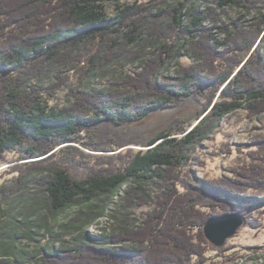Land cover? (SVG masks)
Returning <instances> with one entry per match:
<instances>
[{"label":"trees","instance_id":"obj_1","mask_svg":"<svg viewBox=\"0 0 264 264\" xmlns=\"http://www.w3.org/2000/svg\"><path fill=\"white\" fill-rule=\"evenodd\" d=\"M106 1L0 0V169L12 161L43 158L0 170V264L230 262L238 254L213 248L204 226L214 215L250 217L264 206V137L245 152V164L230 168L231 176L203 180L188 165L195 147L225 116L264 113V0L220 1V8L254 12L248 27L240 22L218 26L215 10H202L191 0H117L113 15L105 11ZM206 21L216 27L207 28ZM182 55L192 64L159 80V72L169 71ZM124 60L136 67L115 70L121 80L104 89L79 91L99 69L113 70ZM53 71L55 90L78 77L73 105L53 109L34 87L35 80ZM191 105L195 120L204 117L188 133L192 120L186 114L152 138L135 135L136 124L151 115ZM176 133L185 135L173 137ZM132 144L148 149L115 155L82 149L115 151ZM129 184L124 207L154 203L155 210L140 226L127 218L118 232L90 235V225ZM153 184L162 189L156 199L148 192ZM24 195L31 201L27 216L38 215V220L26 218L21 226L8 217ZM83 205L89 209L70 223L72 239L54 237L52 228L49 247L19 249L21 239L38 241L42 211L57 218ZM5 219L14 225L12 233L4 227ZM22 227L26 232L19 234ZM209 252L223 260H212Z\"/></svg>","mask_w":264,"mask_h":264},{"label":"rangeland","instance_id":"obj_2","mask_svg":"<svg viewBox=\"0 0 264 264\" xmlns=\"http://www.w3.org/2000/svg\"><path fill=\"white\" fill-rule=\"evenodd\" d=\"M135 1L147 2L150 0H119V3H132ZM220 1L221 0H191L192 3L201 7L202 10L205 7H209L215 10L216 14H218L221 20L218 26H230L231 22H240L243 27H248L247 22L252 20L254 12L251 14H247L245 13V11L238 9L237 7L220 8ZM117 3V0H107L105 2L104 9L108 15L114 14L115 4ZM247 3L249 4L250 2L247 1ZM204 25L207 28L216 27L210 21H206ZM213 34L215 36H219L220 32L217 29H213ZM262 35L259 41L261 40ZM222 37H224V35L221 34L220 38ZM249 57L250 54L237 68V70L234 71L230 79L221 87V89L218 90L216 99L213 101L208 111H210L216 100L220 97L222 90L224 89L226 84L229 83V81L238 74L239 70L243 67ZM191 64L192 61L186 56L182 55L177 62H174L170 65L169 71H160L158 74V79L161 80V78H164L166 76L170 77L174 74L178 66L188 67ZM135 67H131L130 62L124 60L122 61V63L115 64L112 67L114 68L113 70L102 71L99 69L96 72L95 76L86 79V81L82 86H80V88L77 87L79 83L78 77H74L71 80L65 81L64 86L58 87V89L55 90L51 86L55 83L58 84L56 71L51 72L42 80H35L33 85L34 87L39 89L40 95L48 106L56 110L63 109L74 104L75 98L72 96V91L77 90V88L80 92L88 93L92 92L93 90L110 87L113 83L121 80V76L119 75L120 72H116L115 70L123 69L125 71L131 70ZM49 87L50 90L42 89H46ZM51 93L53 95H51ZM195 111L196 110L194 106L191 105L184 108H171L163 112L155 113L149 118L137 123L134 129V133L135 135L138 134L139 136L148 139L152 138L159 131L168 128L177 117H183L186 114H188V117L190 118V120H192L191 124H188L185 130V133H188L204 117L202 116L199 120H195ZM184 135L185 134L183 133H176L173 135V137L181 138ZM258 137H264V113H261L255 118L247 116V113L242 111L227 115L219 121L218 127L210 135H208L205 140L198 144L197 147H195L188 166L198 178H201L203 180H218L219 178L231 176V174L229 173L230 168L237 167L241 164L246 163L248 153L245 152L253 148L254 140ZM130 148L142 150L148 149L133 144L127 145L124 148L117 149L115 151L93 152L88 149H82L90 154L115 155L123 150ZM41 159L43 158L19 162L12 161L10 164L2 167L0 170H7L8 168L16 164L38 161ZM3 179L4 177H1L0 175V182H2ZM129 187L130 184L125 186L119 192V195L113 198L110 206L107 208L105 213L101 217H99L97 221L93 222L90 225V227L87 229V232L90 235L95 236L118 232L119 230H121L122 225L126 224L124 223V220H127V218L129 222H132L133 226H140V224H142V221L147 218V214L155 210L154 203H147L145 205H138L137 203L134 207L125 208V203L122 198L125 196V189ZM161 190L162 189L159 188L157 184L149 185L148 187V192L153 197V199H156V195L161 192ZM138 202L141 201L139 200ZM30 206V199L27 197V195H24L21 198L20 203L18 202L16 204V208L12 211L11 217H8V220H12L15 223H20L21 225V222L26 221V218H28L29 222L35 223L38 220V215L27 216ZM22 209L26 210L23 212ZM88 209L89 208L87 205L78 206L65 212L57 218H53L51 214L47 213V211H42L40 217L42 218L43 228H41L40 233L36 235V239L38 241L32 242L28 239H21L20 242H18L19 249L24 248L28 251H35L40 247H49V245H51L53 241V238L49 234V231L50 229L52 230V228H54V237L57 236L60 239L68 240L72 239L74 233L72 232L70 223H72V220L74 218H77L78 214ZM243 216L246 218V224L242 226L233 237L229 238L224 246L217 248L213 246L207 238L206 239L209 244L215 249L227 247L228 250L226 255L228 256L233 252H236L238 254V256L234 260H231L230 262H227L225 264H264V206L254 209L250 217H246L245 215ZM1 218L4 217L0 214V219ZM14 218L16 219V221L14 220ZM6 221L7 220L5 219V222ZM250 221H253L255 225ZM4 227L7 228L6 230L10 231V233H12L15 229L14 225L11 224L10 221H7ZM25 232L26 228L24 227L18 230L19 234H24ZM55 247L58 248L59 243H56ZM207 256L209 258H212V260H223V258H218V256L214 252L207 253Z\"/></svg>","mask_w":264,"mask_h":264},{"label":"water","instance_id":"obj_3","mask_svg":"<svg viewBox=\"0 0 264 264\" xmlns=\"http://www.w3.org/2000/svg\"><path fill=\"white\" fill-rule=\"evenodd\" d=\"M246 224V218L239 213H225L212 216L204 226V232L209 242L220 248Z\"/></svg>","mask_w":264,"mask_h":264}]
</instances>
